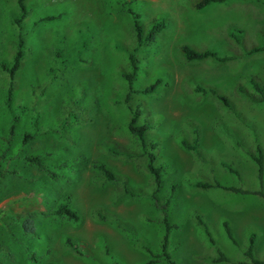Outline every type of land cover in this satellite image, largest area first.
<instances>
[{"label": "rangeland", "instance_id": "374dc122", "mask_svg": "<svg viewBox=\"0 0 264 264\" xmlns=\"http://www.w3.org/2000/svg\"><path fill=\"white\" fill-rule=\"evenodd\" d=\"M196 1L24 0L28 14L17 26V0H0V88L7 92L13 83L9 96L16 111L8 116H19L16 135L20 136L15 135L13 143L19 144L24 132L36 124L40 134L25 154L53 146L50 160H69L64 174L71 178L70 184L54 181L17 154L8 153L16 156L8 163L16 174L0 185V264H98L96 256L137 264L147 258L144 243L155 252L160 250L163 226L142 219L145 202H113L115 185L90 163L104 161L134 189L146 191L154 186L142 145L128 128L130 110L124 102L128 86L123 75L131 69L128 59L133 51L139 68L134 88L162 80L154 93H133L129 104L142 110L138 124L149 125L147 148L149 142L155 144L154 164L162 168L165 193L170 192L171 182L176 184L170 207V219L178 225L169 235L172 258L177 264H227L212 261L215 245L207 243L197 224L195 214L199 213L225 256L243 258L253 231L257 235L253 253L264 259L263 197L222 186L264 191V168L260 185L252 158L260 147L264 161V91L253 86L257 82L264 90V53L242 57L241 45L229 35V29L237 27L245 47L261 44L264 0H225L203 11L194 8ZM134 13L144 32L154 18H163L167 26L137 46ZM46 15L56 18L39 21ZM19 33L24 55L13 80L1 64H12ZM183 44L239 57L221 64L211 58L187 62L180 50ZM198 84L215 88L230 106L197 92ZM5 114L0 113V154L5 149L1 134L8 136L10 122ZM195 133L197 153L180 144L181 139L192 141ZM109 145L133 156L113 155ZM195 181L220 186L199 189L191 186ZM69 194L81 216L78 222L49 215L54 200ZM98 207L131 221L137 239L98 220ZM33 211L34 231L27 233L14 213ZM153 214L161 218L158 212ZM222 219L230 223L236 245L225 236ZM66 236L73 238L81 255L67 244ZM103 239L112 255H105Z\"/></svg>", "mask_w": 264, "mask_h": 264}, {"label": "trees", "instance_id": "16d2710c", "mask_svg": "<svg viewBox=\"0 0 264 264\" xmlns=\"http://www.w3.org/2000/svg\"><path fill=\"white\" fill-rule=\"evenodd\" d=\"M225 0H197L194 3V8L197 11H203L207 7H209L211 4L214 3H221ZM18 6H19V14L14 18V23L17 26H20V23L23 18H25L28 14V8L26 4L24 3V0H17ZM135 14V13H134ZM137 14H135V19L133 20V26L136 34L137 39V46L143 45L145 42L150 41L155 37V35L162 31L166 26V21L161 18L157 20L158 18H154L152 20V24L149 27L147 32H144L142 24L137 19ZM56 18L55 15H46L39 19V21H49ZM242 30L237 27H231L229 29V35L233 38V40L241 45L242 53L240 54L242 57H251L254 55H259L264 53V41L261 44L258 45H252L249 48L245 47L243 43V37H242ZM20 34V33H19ZM24 39L22 35H19L18 42H17V48L16 53L13 58V62L10 66L5 65L4 63L1 64L2 69L8 73L11 79L14 80L15 73L20 69L21 67V60L24 55ZM181 54L183 56V59L187 62H199L206 60L208 58L213 59L217 63H226L230 62L239 55H221L215 50L211 49H205V50H199L196 49L188 44L181 45ZM129 63H130V71L125 72L123 77L125 78L128 86V92L125 96L124 102L128 104L129 110H130V119L128 122V128L130 132L140 141L144 154L147 158V168L148 170L154 175V186L150 187L149 190L144 189H134L130 183H128L127 178L120 176L117 174L111 167H109L104 161L101 160H92L91 166L93 167V170L98 171L102 177L112 184L115 185L114 191L112 193V201L115 203H119L122 201H138L143 200L146 204V211L143 214V220L147 223L152 222H158L159 224H162L163 226V236L161 241V247L158 252H155L151 249V247L147 244H143L142 247L145 250L147 254V258L139 262L137 264H158L161 261H164L165 264H177L176 260L172 258L171 253L169 251V235L170 232L174 229L178 228V225L176 221H172L170 219V207L174 202V192L176 184L174 182H171V190L169 193H165L164 186H163V173L161 166H155V153L153 152V149L155 147L154 143H150V149L147 148V131L149 129V125L146 123L138 124V119L140 115L142 114V110L140 109L139 105H131L129 104L131 96L133 93H139V94H151L154 93L156 88L161 84L162 80L160 78H157L153 82L149 83L145 87L142 88H134L133 82L136 78V74L138 72V60L135 55V51L129 54ZM12 82V81H11ZM253 86L260 92L263 93L262 86L257 83L253 82ZM13 88V83L10 84L9 88L6 89L7 92H5L2 88H0V103H1V112H5L7 114L6 118L9 117V127H8V136H2L4 134H1V137L4 140V146L5 149L2 150V153L0 154V185L3 182V179H6L8 176H13L16 174L15 170H11L10 166H8L9 161H11L12 158L23 159L24 161H27L33 165H35L39 171H43L46 173L50 179L54 181H66L65 183L70 184L71 178L67 177V174H64V169L70 165L68 163L69 160H64L61 162H52L54 158V147H48L44 148L42 150H39L37 152H30L27 153V147L34 141L37 136L40 134H37V125L33 124L32 127L33 130H26L24 134L21 136V139L19 141V144L15 142L13 143V137L16 135V122L19 121V116H8V114H11L16 111V108L13 109L14 102H12V96L11 92ZM195 90L204 96L206 95H212V97H215L220 102H222L225 106L229 107L230 102L228 99L220 93H217L216 89L213 87H203L200 84L195 86ZM203 91V92H201ZM11 97H10V96ZM0 112V113H1ZM196 137L192 139V141H188L186 139H181L180 144L183 148L188 149L190 151H193L195 153L198 152V135L195 133ZM17 136V135H16ZM20 136V135H19ZM17 136V137H19ZM17 141V139H16ZM20 147V148H19ZM16 149V150H15ZM58 149V148H55ZM24 151L21 153V151ZM108 152H110L113 155H122L126 158H131L133 155L130 154L125 149H117L111 145L107 147ZM12 151V154H17L16 156H8V153ZM59 154L58 156H60ZM50 158H52L50 160ZM56 158V157H55ZM252 158L255 160L257 166H258V176L260 179V185L262 184V174H263V168H264V161H263V152L260 147L257 148V151L255 154L252 155ZM3 160V161H2ZM3 162V164H2ZM233 173L238 175V172L236 170H233L230 168ZM220 186L218 182H215L214 184L208 183L206 181H195L192 182L191 186L194 188H203L208 189L212 186ZM224 189L232 190L235 193H253V194H259L264 199V191L262 189L256 191H249L245 190L240 187H227L222 185ZM165 193V195H164ZM173 197V198H172ZM38 212V211H37ZM153 212H158L161 215L160 219L155 218L153 215ZM36 214V211L33 212H15L14 216L16 221H18L23 230L27 233H32L34 231V215ZM49 215L55 216V218H66L67 220L78 222L81 218L79 212L74 208L71 204V197L70 194L64 197L62 200L56 201L54 200V204L52 205V209L49 212ZM95 215L98 220L100 221H107L111 224H113L116 228H119L120 230L124 231L130 238L134 241L137 239V230L133 223L129 220L122 219L118 214L115 212H112L105 207H98L95 210ZM201 215L199 213L195 214V219L197 221V224L202 228L207 243H210V245H215L216 249V255L212 257V261L214 263L219 262H225L227 264H264V259H259L256 255H254L253 250L255 248V243L257 239V235L255 232H251L248 236V244L246 246V255L241 259H232L227 256H225L221 250L220 247H216V240L213 237V235L210 234L209 226L207 227V224L201 220ZM221 226L223 229V232L227 239L232 244H237V241L234 237L233 232L231 231L230 223L227 219H222ZM138 233V232H137ZM66 242L69 246H71L75 252L79 255H81L80 251L77 250L76 243L74 242L73 238L71 236L65 237ZM102 248L104 249L105 255H109L111 253L110 246L107 242V240H102ZM255 256V257H254ZM98 264H123L122 262L117 260H108L106 257L99 258L96 256L94 258ZM49 264H58L56 262H50ZM224 264V263H223Z\"/></svg>", "mask_w": 264, "mask_h": 264}]
</instances>
